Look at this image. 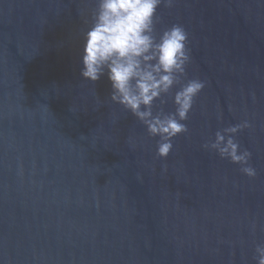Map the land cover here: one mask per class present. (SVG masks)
<instances>
[{
    "label": "water",
    "instance_id": "obj_1",
    "mask_svg": "<svg viewBox=\"0 0 264 264\" xmlns=\"http://www.w3.org/2000/svg\"><path fill=\"white\" fill-rule=\"evenodd\" d=\"M97 3L0 0V264H257L264 0L157 9L158 32L181 24L188 33L182 83L205 82L166 158L156 156L158 137L111 101L106 74L81 76ZM244 120L251 126L235 138L255 177L203 147Z\"/></svg>",
    "mask_w": 264,
    "mask_h": 264
},
{
    "label": "clouds",
    "instance_id": "obj_2",
    "mask_svg": "<svg viewBox=\"0 0 264 264\" xmlns=\"http://www.w3.org/2000/svg\"><path fill=\"white\" fill-rule=\"evenodd\" d=\"M173 2L98 0L89 27L83 32L81 76L95 82L107 75L111 101L131 112L149 136L158 137L156 156L160 158L169 155L174 137L188 133L183 121L189 118L195 98L205 86L199 78L182 83L190 60L188 33L183 25L173 24L157 31L161 20L157 9L162 4L170 7ZM176 85L180 86L173 93ZM168 95L174 104L171 112L162 107ZM157 100L159 105H155ZM250 126L244 120L217 130L214 139L209 137L203 147L239 164L240 171L248 177H255L256 169L249 163L251 152L242 149L235 138L240 130ZM252 230L255 231V223ZM254 259L257 264H264V243L255 246Z\"/></svg>",
    "mask_w": 264,
    "mask_h": 264
}]
</instances>
